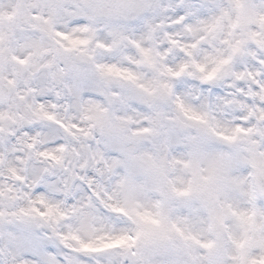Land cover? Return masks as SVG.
<instances>
[{"label":"snow or ice","instance_id":"snow-or-ice-1","mask_svg":"<svg viewBox=\"0 0 264 264\" xmlns=\"http://www.w3.org/2000/svg\"><path fill=\"white\" fill-rule=\"evenodd\" d=\"M0 264H264V0H0Z\"/></svg>","mask_w":264,"mask_h":264}]
</instances>
